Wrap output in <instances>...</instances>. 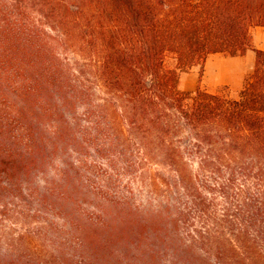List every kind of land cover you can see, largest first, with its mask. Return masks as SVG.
<instances>
[{"label": "trees", "instance_id": "trees-1", "mask_svg": "<svg viewBox=\"0 0 264 264\" xmlns=\"http://www.w3.org/2000/svg\"><path fill=\"white\" fill-rule=\"evenodd\" d=\"M254 27L264 0H0V189L38 175L61 222L50 251L26 234L0 264H264ZM247 51L235 98L178 89Z\"/></svg>", "mask_w": 264, "mask_h": 264}, {"label": "rangeland", "instance_id": "rangeland-1", "mask_svg": "<svg viewBox=\"0 0 264 264\" xmlns=\"http://www.w3.org/2000/svg\"><path fill=\"white\" fill-rule=\"evenodd\" d=\"M69 58L72 60L77 59L73 55H69ZM166 66L172 68V60H167ZM243 68L244 67L240 64L234 65L227 63L223 65L220 76L214 74L206 75L203 72L200 82L198 81L199 70L198 68H193L188 73L180 74L178 89L180 91L193 92L199 86L202 90L211 93L225 90L228 95L235 98L240 89L235 91L234 85L240 83V73ZM247 75L248 74L244 75L243 80ZM220 80H226L230 85H217ZM70 162L75 164L76 160L73 156H70ZM87 162L89 161L87 160ZM96 164L102 169L107 170V167L104 166L103 163L98 161ZM53 176L52 170L49 169L47 177L50 179ZM37 178L38 175L36 176L34 174L32 180L26 183L22 182L20 191L0 189V256L6 260L8 257L7 254H14L15 256L18 254L22 255L23 251L21 247L23 246L21 245V240L24 242L26 241V239H24V235L26 234H29L33 240L30 245H28L30 248L41 245L46 252L53 248L51 244L53 240V227L60 226L61 222L55 220L54 217L50 215L53 212L49 210V205H41L39 203L38 197L39 192L42 190L43 183ZM130 181L131 180L128 181L126 177L121 178L122 184L130 186L133 192L137 193L135 185L130 183ZM18 246L19 251L16 253L12 252V250L18 248ZM26 254H31V252H27Z\"/></svg>", "mask_w": 264, "mask_h": 264}, {"label": "crops", "instance_id": "crops-1", "mask_svg": "<svg viewBox=\"0 0 264 264\" xmlns=\"http://www.w3.org/2000/svg\"><path fill=\"white\" fill-rule=\"evenodd\" d=\"M252 36V46L255 49L264 51V28L254 27L250 30ZM240 64L244 68L240 73L241 81L239 84L234 85V90L237 91L242 87V80L245 74H249L253 70L254 53L247 51L243 57L225 58L220 55H211L207 58L204 64V74H214L220 76L223 65L225 64ZM226 80H220L217 85H228ZM230 85V84H229ZM233 89V88H232Z\"/></svg>", "mask_w": 264, "mask_h": 264}]
</instances>
